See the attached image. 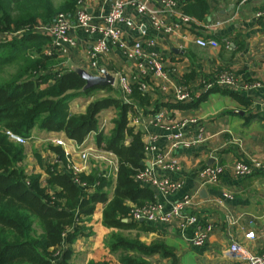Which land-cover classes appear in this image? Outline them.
Listing matches in <instances>:
<instances>
[{
  "label": "crops",
  "instance_id": "0c3cea01",
  "mask_svg": "<svg viewBox=\"0 0 264 264\" xmlns=\"http://www.w3.org/2000/svg\"><path fill=\"white\" fill-rule=\"evenodd\" d=\"M140 1L156 10L158 19L168 25L178 22L181 13L193 17L188 14L187 4L180 0H177L178 5L171 9L166 8L160 0ZM111 2L112 0H80L78 6L93 16H100L109 10ZM205 2L207 9L203 19L193 17V22L182 23L169 31L154 29L149 17L137 14L132 7L125 11V17L133 22L134 28L121 24V38L128 42L153 40V45L145 46L144 50L155 51L163 58L164 69L168 74L166 91L161 89V79L150 74L140 77L137 62L128 59L109 42H106V50L97 56L98 71L94 72L90 67L88 51L99 38L96 34L73 28L71 44L52 43L50 46L56 50L61 60L60 67L66 70L79 66L93 74H100L102 69L112 74L115 79L111 86L118 89L124 101L132 103L131 114L142 116V122L129 127L140 131L144 140L150 134L157 136L156 150L149 155L145 154L146 161L149 160L153 165L157 176L180 180L182 186L169 195L153 191L152 201L161 203L164 209H168L172 202L183 196L196 194V204L188 207L186 211L195 215L201 224H212V230L202 245H194L191 242V228L180 230L176 222H150L154 230L149 232L135 229L122 231L128 236L137 233L146 243L159 240L174 255L172 260L170 257L155 254L150 257L152 264H245V261L229 253L228 249L234 242L254 255L264 251V172L245 176H234L230 172L231 165L237 160L264 161V17L256 15L264 9V0ZM73 15H68L71 22L74 20ZM139 23L143 24L144 34L137 28ZM199 36L216 40L217 47H199L194 42ZM222 71L230 72L237 79L238 86L206 87L208 83L215 81ZM119 76H124L129 81L131 77L139 76V79L146 83L147 90L144 92L140 91L138 83H132V90L137 88L143 95V102L131 95L126 97L119 86ZM254 82L259 85L253 89L244 90L241 87L244 83ZM176 87L189 89L193 98L185 103L177 102L172 95ZM94 98L96 97L73 98L69 102L70 112H83ZM193 100L196 101L194 104ZM159 110L166 112L165 119L168 123L179 118L196 117L199 124L187 125L183 129V136L190 140L198 132H202V142L189 146L178 145L170 149V131L147 121V117ZM112 112L115 113L109 108L99 113L104 132L112 128V118L115 114L107 117V114ZM99 128L102 129L100 126ZM56 139L64 141V147L58 146L64 152L66 163L75 162L78 153L85 149H95L99 152L98 156L109 161L93 167L115 177L114 163L117 158L109 151L97 149L95 132H91L83 142L77 143L67 138L64 132H46L33 128L27 141L36 142V150L42 163L52 164L59 160L54 150L49 147L56 145ZM160 157L163 160L161 163L158 162ZM170 160L176 161V169L163 167V164L169 163ZM216 164L224 166V173L216 183L201 185L200 169ZM41 168L43 171L37 172L45 176L46 167L42 165ZM89 168L90 166H86L84 172ZM102 209L103 205L98 204L85 233L71 244L72 255L69 264H87L90 259L103 258L109 260L110 264H117L116 256L110 254L104 245V238L111 229L101 224ZM248 232H252V236H247Z\"/></svg>",
  "mask_w": 264,
  "mask_h": 264
},
{
  "label": "trees",
  "instance_id": "16d2710c",
  "mask_svg": "<svg viewBox=\"0 0 264 264\" xmlns=\"http://www.w3.org/2000/svg\"><path fill=\"white\" fill-rule=\"evenodd\" d=\"M79 1L0 0V264H69L70 246L85 233L98 204L103 205L101 224L111 229L104 245L117 264H152L155 254L174 260L161 241L146 243L122 232L154 230L150 222L128 217V203L152 202L154 193L134 178L144 168L145 144L142 133L128 125L132 103L111 85L82 90L84 78L60 67L51 36L40 30L60 12L73 14ZM180 1L187 4L188 14L204 18L205 0ZM136 89L131 96L141 100ZM101 91L103 95L92 99L83 112H70L73 98ZM109 108L115 116L112 128L104 132L99 113ZM33 128L64 132L77 143L95 132L97 149L117 158L115 177L97 167L74 175L58 145H49L59 160L45 168L44 177L27 175L24 147L10 140L6 131L30 138ZM87 264L110 261L90 259Z\"/></svg>",
  "mask_w": 264,
  "mask_h": 264
},
{
  "label": "built area",
  "instance_id": "2783aa9c",
  "mask_svg": "<svg viewBox=\"0 0 264 264\" xmlns=\"http://www.w3.org/2000/svg\"><path fill=\"white\" fill-rule=\"evenodd\" d=\"M160 2L168 9L174 8L178 5L177 0H160ZM77 3L73 11L74 20L71 22L70 18L64 12L58 13L52 23L47 27H42L40 30L44 33H47L52 38V43L54 45H60L62 43L71 44V30L77 28L84 33L96 34L99 36L97 41L91 46L88 51L89 57L91 59L90 67L94 72L98 71L97 66V56L100 53H103L106 50V42H109L111 45L117 47L121 53L126 56L128 59L135 60L137 62V68L139 71V76H145L147 74L153 75L156 78H159L163 81L161 89L166 91L168 87L166 86V80L168 78L167 71L164 69L163 58L156 53L155 51L146 52L144 50L145 46L151 47L153 45L152 39H145L144 41L137 40L128 42L121 38V28L120 25L124 24L126 27H133V22L125 17V11L128 7H132L135 12L139 15H146L149 17L151 25L156 30L169 31L172 28H177L182 23L193 22V17L181 13L179 15V21L173 23L172 25L165 24L163 21L158 19L156 15V10H153L145 5L144 2L140 0H112L109 10L100 16H93L88 13L83 8H80ZM258 17H264V9L256 13ZM138 29L144 34L143 24L139 23L137 26ZM194 42L199 47H217L218 43L216 40L208 37H196ZM139 76L131 77L130 81L124 77L119 76V86L123 93L128 97L132 92V83H138V88L140 91L144 92L147 90L146 83L139 79ZM216 85L220 88H228L231 86H238L237 79L228 71H222L218 74L215 81L210 82L206 87L210 88L211 86ZM259 84L254 83H244L241 87L244 90H250L257 87ZM173 98L180 103H185L190 101L193 98V94L187 88H178L176 87L172 91ZM126 100L125 102H127ZM166 112L164 110H159L155 112L151 117H147V121L155 126L169 130V146L170 149L178 147V145L189 146L190 144L200 143L203 140L202 132H198L196 136L192 139L187 140L183 136V129L189 125L199 124V120L196 117H187L179 118L172 123L166 121ZM142 122V116L140 114H130L129 115V126H134ZM6 134L10 140L24 143L28 138L22 137L18 134L6 131ZM156 141L157 136L155 134H150L146 137V140L143 142L145 144L144 150L145 154L149 155L150 153L155 152L156 150ZM56 145L64 147V141L61 139L54 140ZM91 148L85 149L83 152H80V158L82 161H85L87 156V151ZM100 160H107L102 156H98ZM109 161V160H107ZM162 158L158 159V162H162ZM147 162L149 165L136 172L134 178L143 183L150 185L153 188V191L156 193H162L163 195H169L178 191L182 186V181L173 180L168 177H159L155 174L154 167L150 161L144 159V163ZM113 164V163H111ZM66 167L68 170L72 171L74 175L79 174L80 172L86 169V165H75L74 162L67 161ZM164 168L176 169L177 163L175 160H170L169 163L163 164ZM113 168V167H112ZM114 170H117V165L114 163ZM225 171L224 166L216 164L213 166H204L199 171V181L201 185L216 183L220 175ZM230 172L234 176H245L250 175L255 172H264V161L251 159L249 161L237 160L231 167ZM226 196H230L225 193ZM197 195H185L179 200L172 202L168 209H164L163 204L158 202H149L143 205H132L128 212V217L132 220H144L147 222H163L171 223L176 222L179 229L183 230L187 227L192 229L191 233V242L194 245H202L207 237L209 232L212 230L211 223L201 224L199 219L193 215L189 214L186 210L188 207L196 204ZM247 236H252V232H248ZM229 253L233 256L238 257L245 261V264H264V251L261 254L254 255L247 251L245 248L241 247L237 243H231L229 247Z\"/></svg>",
  "mask_w": 264,
  "mask_h": 264
},
{
  "label": "rangeland",
  "instance_id": "374dc122",
  "mask_svg": "<svg viewBox=\"0 0 264 264\" xmlns=\"http://www.w3.org/2000/svg\"><path fill=\"white\" fill-rule=\"evenodd\" d=\"M102 94H103L102 92H100V93L98 92V93L94 94L93 96L99 97ZM112 111H113V109H112ZM112 114H114V113L112 112L110 114H107V117L109 115L112 116ZM102 122L99 121V126L104 131L105 128L103 125H101ZM107 123H108V119H107ZM106 131H108V130H106ZM13 142H15V141H13ZM27 142H28L27 140L24 143L15 142V143L22 145L24 147L25 158H24L23 165H24V168H25L27 175H30L31 173H38L37 171H40V170L43 171V169L41 168L42 165H44L45 167H47L48 165H51V164H48L46 162L42 163V161L40 160V157H39L38 150H36V144H35L36 142L35 141H30L28 143ZM100 152H102V151H100ZM98 153L99 152L97 150L95 151V149H91V150L87 151V156L85 158V161H82V159L80 158V152H79L78 157L76 158L77 160H75L74 163L77 166L83 165V164H85L86 166H90L89 170L87 171V172H90L91 169L93 168V166H99L101 163H104V162L106 163V160L102 161L98 158V155H99ZM44 172H45V169H44ZM82 172H80V173H82ZM39 174L42 177H44V175H42L41 173H39ZM134 236H138V238H139V234H137V233Z\"/></svg>",
  "mask_w": 264,
  "mask_h": 264
},
{
  "label": "water",
  "instance_id": "95a60500",
  "mask_svg": "<svg viewBox=\"0 0 264 264\" xmlns=\"http://www.w3.org/2000/svg\"><path fill=\"white\" fill-rule=\"evenodd\" d=\"M71 70L76 71L82 78H84L85 84L82 87V90L96 85H112L115 79L114 76L105 69H102L100 74H93L79 66H74L71 68ZM144 165L148 166L149 164L145 162Z\"/></svg>",
  "mask_w": 264,
  "mask_h": 264
}]
</instances>
